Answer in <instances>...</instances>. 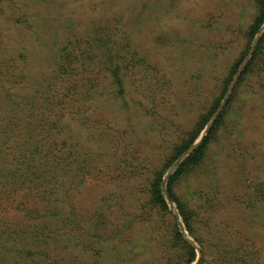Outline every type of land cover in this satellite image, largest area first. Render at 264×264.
<instances>
[{
	"label": "rangeland",
	"instance_id": "rangeland-1",
	"mask_svg": "<svg viewBox=\"0 0 264 264\" xmlns=\"http://www.w3.org/2000/svg\"><path fill=\"white\" fill-rule=\"evenodd\" d=\"M256 12L255 0H0V114L8 107L38 108L64 87L49 85L57 64L61 75L68 68L64 77H73V87L102 85L110 95L115 83L100 84L101 77L117 64L130 104L127 109L95 88L100 96L85 101L84 110L95 122L75 127L79 172L99 177L70 172L74 207L85 220L83 232L71 235L73 263L264 264V39L258 63L238 81L264 34L263 22L247 38ZM217 102L192 145L165 167ZM222 111L203 160L172 188L193 213L191 234L167 182ZM105 138L111 142H98ZM7 146L1 135V173L15 167ZM157 172H163L168 212L149 202ZM5 185L0 181V189ZM99 212L110 220L98 217L105 225L94 228ZM8 218L26 221L17 212ZM174 224L194 250L188 263L173 239Z\"/></svg>",
	"mask_w": 264,
	"mask_h": 264
},
{
	"label": "trees",
	"instance_id": "trees-1",
	"mask_svg": "<svg viewBox=\"0 0 264 264\" xmlns=\"http://www.w3.org/2000/svg\"><path fill=\"white\" fill-rule=\"evenodd\" d=\"M255 3L257 12L251 27L246 32L249 40L264 22V0H255ZM263 39L264 34L257 42L245 70L238 79L239 82L244 74L258 63L257 53ZM129 49L133 55L137 54L136 48L132 49L129 45ZM245 53L240 60L234 63L228 80L236 72ZM116 55H112V57ZM60 68L62 65L57 64L52 69L53 83H49V85L52 87L65 85L62 88L54 87L53 93L48 94L44 104L38 108L27 107L26 110L19 106L8 107L7 111L4 109L3 113L0 114V136L2 135L4 142L9 144L7 147L15 160V163H11V165L15 164L11 171L12 174H10L11 172L1 173L0 171V179L3 178L0 181L4 180L6 183L4 189H0V264H70L67 261L75 264L70 260L71 255L68 253L69 247L73 245L71 235L83 232L85 220L74 207V188H71L73 184L70 181V172L71 169L72 172H76V177L79 179L85 178V176L91 178H98L99 176L94 170L80 174L81 167L78 164L80 154L79 149L76 148L78 143L73 138L74 134L80 135L75 128L76 126L89 129L91 123L95 122V120L91 121L84 112L87 110L85 107L87 102L85 101H90L96 94L99 96L100 94L95 91L96 87L94 90L73 87L75 84H70L73 77L69 79L64 77L70 76L68 68L67 70L64 68V75H61ZM104 70L106 72L101 77L100 84L107 79L113 81L115 83L114 95H110V90L107 87H102V85H97L100 88L96 89L100 90L102 96H110L117 102L122 101V105L128 109L130 104L124 100L125 91L119 72L120 68L116 64L114 67H105ZM217 105L218 102L208 114L202 117L198 131L184 139L176 147L173 155L169 154L165 167L192 145L199 130L205 126ZM20 111L21 114H19ZM223 113L224 111L220 113L210 127L208 134L192 150L191 154L175 168L167 182V191L173 201L177 203L183 220H185V226L191 234H193L191 227L193 213L187 209L182 201L176 199L172 188L181 176L188 175L203 160L210 137L220 125ZM71 120L73 121V128L69 122ZM12 123L15 126H12ZM126 130L129 133V130ZM126 130L124 132L127 133ZM58 134H65L64 139H57ZM35 139L38 140H36L34 147L32 140ZM98 142L107 145L111 139L105 138V142H100L98 139ZM47 144V148L42 150V146ZM95 163L98 165L97 161ZM0 169L2 168L0 167ZM162 173L157 172L150 179L149 202L164 212H168L162 192ZM8 174L10 175L8 176ZM15 212L24 215L29 224H26V221L13 222L9 220L8 214ZM93 217H96L94 228H97L99 223L105 225L104 221L98 220V217L105 218V214L94 213ZM108 220L110 219H106L107 222ZM106 229L107 226L99 231H106ZM172 233L177 245L184 250L186 263L192 261L194 250L183 240L176 224L172 228ZM91 243H77L76 245L87 248Z\"/></svg>",
	"mask_w": 264,
	"mask_h": 264
},
{
	"label": "water",
	"instance_id": "water-1",
	"mask_svg": "<svg viewBox=\"0 0 264 264\" xmlns=\"http://www.w3.org/2000/svg\"><path fill=\"white\" fill-rule=\"evenodd\" d=\"M242 66H243V65H242ZM241 68H242V67H241ZM241 68L239 69L238 73L240 72ZM238 73H237V74H238ZM237 74H236V76H237ZM193 147H194V145L191 147V149H192ZM191 149H190V150H191Z\"/></svg>",
	"mask_w": 264,
	"mask_h": 264
}]
</instances>
